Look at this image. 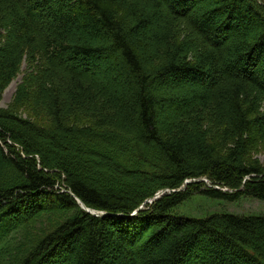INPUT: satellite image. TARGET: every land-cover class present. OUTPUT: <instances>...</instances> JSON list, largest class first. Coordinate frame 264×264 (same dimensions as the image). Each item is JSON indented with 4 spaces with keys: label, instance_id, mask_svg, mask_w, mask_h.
<instances>
[{
    "label": "trees",
    "instance_id": "16d2710c",
    "mask_svg": "<svg viewBox=\"0 0 264 264\" xmlns=\"http://www.w3.org/2000/svg\"><path fill=\"white\" fill-rule=\"evenodd\" d=\"M261 1L0 0V264H264Z\"/></svg>",
    "mask_w": 264,
    "mask_h": 264
},
{
    "label": "rangeland",
    "instance_id": "374dc122",
    "mask_svg": "<svg viewBox=\"0 0 264 264\" xmlns=\"http://www.w3.org/2000/svg\"><path fill=\"white\" fill-rule=\"evenodd\" d=\"M31 70V66L27 63L22 65L19 75L5 90L0 103L1 107H10L19 84L22 82L24 76ZM97 80L102 81L100 77H97ZM250 157L252 160H258L262 165H264V144L253 149L250 153ZM215 213H230L240 216H264V202L253 197H243L239 201L228 202L197 193L171 211V214L173 215L187 218H206Z\"/></svg>",
    "mask_w": 264,
    "mask_h": 264
},
{
    "label": "water",
    "instance_id": "95a60500",
    "mask_svg": "<svg viewBox=\"0 0 264 264\" xmlns=\"http://www.w3.org/2000/svg\"><path fill=\"white\" fill-rule=\"evenodd\" d=\"M84 208L89 212V213H91V214H94V215H96V216H98V214H96L95 212L93 213L91 210H89L88 208H86L85 206H84ZM141 209V208H140ZM138 211V210H137ZM137 211H135V213L134 214H136L137 213ZM106 214H108V213H106Z\"/></svg>",
    "mask_w": 264,
    "mask_h": 264
}]
</instances>
